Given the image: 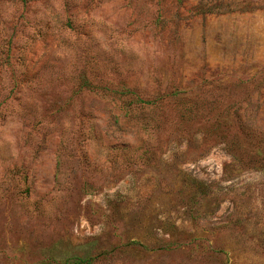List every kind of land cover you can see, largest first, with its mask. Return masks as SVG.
<instances>
[{"label": "rangeland", "instance_id": "1", "mask_svg": "<svg viewBox=\"0 0 264 264\" xmlns=\"http://www.w3.org/2000/svg\"><path fill=\"white\" fill-rule=\"evenodd\" d=\"M87 254L264 264V0H0V264Z\"/></svg>", "mask_w": 264, "mask_h": 264}, {"label": "trees", "instance_id": "2", "mask_svg": "<svg viewBox=\"0 0 264 264\" xmlns=\"http://www.w3.org/2000/svg\"><path fill=\"white\" fill-rule=\"evenodd\" d=\"M136 104L144 106H154L156 104V101H144L139 99ZM238 159V158H237ZM198 187H202L203 189H206V185L204 183H199ZM99 257V255H85V256H73L71 258H68V260H65L64 262H59V264H93L95 260Z\"/></svg>", "mask_w": 264, "mask_h": 264}]
</instances>
